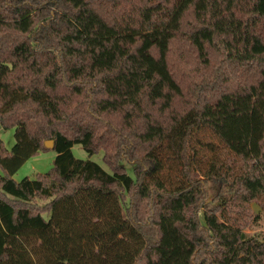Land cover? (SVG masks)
Wrapping results in <instances>:
<instances>
[{"label": "trees", "instance_id": "obj_1", "mask_svg": "<svg viewBox=\"0 0 264 264\" xmlns=\"http://www.w3.org/2000/svg\"><path fill=\"white\" fill-rule=\"evenodd\" d=\"M0 125V264H264V0H0Z\"/></svg>", "mask_w": 264, "mask_h": 264}, {"label": "rangeland", "instance_id": "obj_2", "mask_svg": "<svg viewBox=\"0 0 264 264\" xmlns=\"http://www.w3.org/2000/svg\"><path fill=\"white\" fill-rule=\"evenodd\" d=\"M198 139L200 140L196 146L200 150V156L203 159L202 165H206L212 158L226 159L228 157H232L231 153L226 152L221 144L218 142L216 138L210 135L208 132H200L198 134ZM0 140L3 142L5 148L10 150L12 145L14 144V136L13 129H6L0 133ZM202 143H210L214 147H206L202 145ZM71 151L76 158L79 159H91L100 164L104 169L108 170V168L101 161V152L99 154H95L89 156L84 149L75 144L72 146ZM56 155V152L52 148H46L44 150H40L37 155L27 159L22 166L12 175V178L15 181H20L24 177L33 178L37 173L46 172L51 166L53 159ZM235 158V157H232ZM248 220L249 224L247 225L245 231L248 235L258 234L259 236H263L264 234V207L262 206V200L257 202L248 204ZM254 212L258 214V217L254 219Z\"/></svg>", "mask_w": 264, "mask_h": 264}, {"label": "water", "instance_id": "obj_3", "mask_svg": "<svg viewBox=\"0 0 264 264\" xmlns=\"http://www.w3.org/2000/svg\"><path fill=\"white\" fill-rule=\"evenodd\" d=\"M3 128L1 127V125H0V133L1 132H3ZM43 146L45 147V148H52L53 147V141L52 140H46V141H44V143H43Z\"/></svg>", "mask_w": 264, "mask_h": 264}]
</instances>
